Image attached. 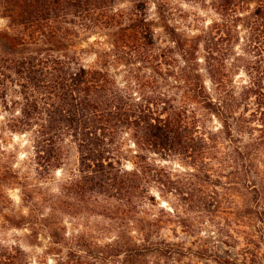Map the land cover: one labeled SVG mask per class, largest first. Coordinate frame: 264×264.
I'll list each match as a JSON object with an SVG mask.
<instances>
[{"label": "trees", "instance_id": "obj_1", "mask_svg": "<svg viewBox=\"0 0 264 264\" xmlns=\"http://www.w3.org/2000/svg\"><path fill=\"white\" fill-rule=\"evenodd\" d=\"M147 1L120 9L113 0H0V232L46 230L60 246L55 253L64 255L53 264L75 262L82 252L101 261L171 252L130 236L90 250L83 235L67 234L63 223V214L76 213L75 200L87 193L115 199L123 214L142 204L153 183L172 185L155 153L228 163V174L213 171L264 194V181L256 185L255 179L264 175V0H206L215 16L194 22V29L182 8L152 0L150 16ZM158 28L164 45L157 43ZM93 33L95 65L85 66L77 40ZM211 117L219 122L216 130L206 125ZM4 130L27 137L29 169L16 168L14 152L1 147ZM71 146L77 167L54 180ZM192 185L188 181L186 191ZM10 188L19 189L26 212L16 209ZM257 217L264 224V211ZM144 221L148 242L158 221ZM0 264L30 261L4 238Z\"/></svg>", "mask_w": 264, "mask_h": 264}, {"label": "rangeland", "instance_id": "obj_2", "mask_svg": "<svg viewBox=\"0 0 264 264\" xmlns=\"http://www.w3.org/2000/svg\"><path fill=\"white\" fill-rule=\"evenodd\" d=\"M167 1L173 7L184 10L191 29H194V22L198 21L202 25L215 16L206 0ZM134 2L135 0H113L114 6L120 9L131 8ZM147 5L148 15L152 16V0L147 1ZM196 14L201 18L195 20ZM156 36L157 43L164 45L166 37L161 28H158ZM96 37L93 33L88 39L77 40V47L83 49L78 53L79 61L85 66L95 65L96 45L93 41ZM119 65L116 63L114 67ZM117 77L121 78L120 72ZM2 114L1 112L0 123L3 121ZM211 119L206 120V125L216 130L219 122L212 117ZM2 134L7 141L1 143V147L14 152L16 157L13 163L16 168L29 169L24 156L31 150L26 142L27 137L18 134L11 136L8 130H4ZM1 159L0 156V162ZM153 159L158 166L170 171L172 185L153 183L146 191L147 198L142 200V204L123 214L113 207L115 199L107 200L95 193H87L83 198L75 200L79 207L76 213L63 214V223L67 234L81 233L82 240L90 250L95 249L97 243L104 244L116 239L124 242L130 236V241L136 244H148L152 241L158 247L170 248L171 252L133 255L128 258L120 254L107 261L96 260L94 254L91 256L88 252H82L70 264H219V259L225 261L223 264H264V224L257 217L258 212L260 214L264 211V194L250 193V188H242L236 178H226L225 175L231 169L228 163L222 164L209 159L190 163L157 153L153 154ZM126 166L130 167V162H126ZM76 167L77 153L71 146L63 169L57 168L52 172L54 180L68 174V171H74ZM216 168H222L220 170L225 175H218L213 171ZM207 171L212 173L208 174L210 177L203 179V174H207ZM255 179L256 185H260V181H264V175H258ZM188 181L192 182L193 189L186 191L184 185ZM45 185L56 191L55 182ZM8 194L15 202L16 209L26 212V208L19 205V189L10 188ZM116 203L118 205V201ZM47 211V208L43 210ZM121 215L122 218L119 219ZM131 217L135 219L133 222ZM145 218H155L158 221V228L154 229L148 242L143 240ZM4 238L5 242L18 243L26 252L30 264H53L56 259L64 258V255L55 253L60 246L49 241L46 230L33 234L25 227H8L0 232V241ZM62 250L65 251V248Z\"/></svg>", "mask_w": 264, "mask_h": 264}]
</instances>
